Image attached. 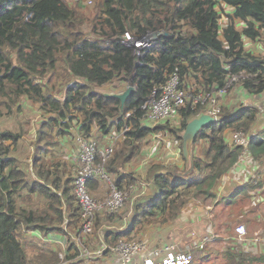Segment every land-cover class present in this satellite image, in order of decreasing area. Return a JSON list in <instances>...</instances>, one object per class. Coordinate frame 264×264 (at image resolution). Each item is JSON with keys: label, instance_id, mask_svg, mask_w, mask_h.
<instances>
[{"label": "trees", "instance_id": "trees-1", "mask_svg": "<svg viewBox=\"0 0 264 264\" xmlns=\"http://www.w3.org/2000/svg\"><path fill=\"white\" fill-rule=\"evenodd\" d=\"M80 1L0 0V117L17 119L26 101L37 104L42 113L33 137L26 129L28 122L18 121L15 130L0 128V264H47L48 259L61 264L77 256L72 237L69 248L74 253L60 263L56 254L48 257L35 252L29 256L23 242L27 230L43 235L63 233L66 208L72 220L79 217L73 177L62 181V161L49 156L63 137L73 136V129L74 138L93 137L94 128L103 137L112 130L122 131L104 166L113 184L122 188L134 182L126 164L140 153L146 137L167 130L182 149L186 124L203 112L202 106L193 109L188 102L180 109L178 127L166 124L151 129L142 124L141 104L173 72L186 89L199 84L196 92L223 87L238 76V87L249 96L264 92V54H255L244 44V39H261L264 0H89L84 6ZM222 5L230 9L223 14V25ZM155 31L164 33L151 40L140 58L132 46L122 42L126 32L139 38ZM117 80L135 85L123 108L117 98L106 97L98 89ZM242 106L237 112L223 109L217 122L198 132L188 167L185 163L182 169L161 167L163 172L152 178V195L133 203L130 227L104 230L107 245H114L120 237L129 239L145 222L169 221L187 202L199 200L219 210L212 216V230L205 232L202 253L189 264L216 258L208 249L212 242L223 244L222 264H264L263 253L254 252L247 242L239 246L231 239L241 224L245 237L260 225L254 221L255 212L243 208L250 202L256 204L248 193L260 188L261 176L218 201L214 193L241 152V146L226 140V131L250 134L253 157H264V130L252 133L260 109ZM201 141L207 145L196 153ZM30 164L37 179L30 178ZM99 182L98 177L89 180L92 194ZM37 192L45 199L43 208L31 207ZM169 208L167 216L158 218ZM223 209L246 213V219L239 216L231 227L233 220L222 214ZM102 219L97 216L93 231Z\"/></svg>", "mask_w": 264, "mask_h": 264}, {"label": "built area", "instance_id": "built-area-1", "mask_svg": "<svg viewBox=\"0 0 264 264\" xmlns=\"http://www.w3.org/2000/svg\"><path fill=\"white\" fill-rule=\"evenodd\" d=\"M259 40L264 41V29H261V39ZM122 42L127 46H132L134 54L137 58H140L144 51L149 48L151 39L149 34L134 38L126 32ZM238 77H232L229 81L238 79ZM228 83L220 88L213 87L208 92L202 90L196 92L197 89L184 88L180 83L178 73L173 72L166 79V82L154 88L141 104L142 116L140 120L146 127H156L163 122H169L179 117L180 109L190 102V106L193 109L197 108V106H202V114L212 116L217 122L222 117L220 100L237 85L230 84L229 86ZM259 109L262 111L263 107ZM126 115L128 116L129 114L127 113ZM120 135H122V131L119 133L110 132L106 135L108 142L104 145H99L95 137L76 135L74 138L78 149V158L73 172V188L79 208L78 219L80 222L78 233L71 236L74 242L80 243L83 236H90L95 232L93 231L94 225L99 214L107 218L116 217L117 211L122 207L125 200L129 199L130 204L133 205L135 200L144 196L149 190L150 182L142 177L134 178L133 183L128 186L124 185L122 188L110 183V193L108 191L109 195L103 200H99V197H95L90 192L88 187L89 180L98 177L110 182L104 166L112 156L116 141ZM249 135L243 132L230 133V143L241 146L239 157L249 151ZM127 189L130 196L125 191ZM103 227L96 231L101 238L104 237ZM115 228L117 229V227ZM119 230H121V227ZM235 232V238L239 244L248 241L247 237H245L246 229L244 225L237 226ZM249 240L255 244L261 243L264 245V235L259 233H255L254 237ZM202 248V241L189 243L183 247L179 246L178 243L151 246L143 240L120 237L111 247L104 246L102 251L90 252L85 248L82 249L83 252L80 254V258L84 261L98 258L103 255L106 249H109L115 255V262L118 264H189L202 251Z\"/></svg>", "mask_w": 264, "mask_h": 264}, {"label": "crops", "instance_id": "crops-1", "mask_svg": "<svg viewBox=\"0 0 264 264\" xmlns=\"http://www.w3.org/2000/svg\"><path fill=\"white\" fill-rule=\"evenodd\" d=\"M245 46L254 52L255 54H264V42L261 40L257 41H250L248 39H244ZM239 85H235L232 90L227 95L223 96V99L220 100L221 103V109H228L233 112H237V110L240 108V106H252L254 108H260L264 107V92L261 96H249L247 93H245L242 88L238 87ZM200 88L199 84H190L189 89H196ZM125 90L122 89V91ZM121 91V92H122ZM261 101V102H260ZM39 111V109H38ZM40 112V111H39ZM261 114L258 115V121L257 124L253 127L252 133L260 132L261 130H264V108L260 109ZM42 114V113H41ZM180 116L177 117V122L179 123ZM178 127V126H177ZM114 131V130H112ZM111 131V132H112ZM76 129H73V136H67L63 137L59 144L52 149L50 153V157L54 158L55 160L60 159L62 161L61 163V172H62V181L66 180L69 177H73L74 168L76 167V161L78 158V149L74 140ZM230 133L231 131L225 132L226 140L230 142ZM97 138L99 141V144L104 145L108 142V137L106 135L103 137L101 133L99 134L95 128L93 129L92 136ZM152 137H155L151 133ZM121 136L116 141V144L121 140ZM100 137V139H98ZM115 144V146H116ZM201 145V146H200ZM207 143L205 141H201L198 146V151H200L201 148L205 147ZM178 146V139L175 138V152H173L172 149V142H168L165 149V155L162 158L163 163L165 166H174L175 168L182 169L184 166V159L180 154V147L179 151L177 149ZM163 146L160 147L158 142L152 141L151 145L146 144V141L144 142V146L141 148L140 153L128 164H126V169L128 172L133 174V178H142V177H154L155 174H160L161 172L155 171L154 167L150 168L149 161L151 159L160 158V153ZM196 151V150H195ZM186 165V163H185ZM30 172L33 171V168L31 164L29 165ZM261 176L262 178V185L259 189H252L248 194L250 195V199H254L256 201V204L252 206L251 202L248 204L246 208H243L246 210L247 208H250L251 211L255 212L256 217L254 218L255 222H258L260 225H256L255 229H253L252 234L247 237V243L249 247L256 253H262L264 245L263 244H255L249 239L253 238L255 235L254 231H257L259 228V232H262V235H264V157H260L258 159H255L250 152L248 151L247 154L241 155L236 163L233 165V167L227 172L218 182L217 186L214 189V193L217 194V201L221 197L229 196L237 191L240 187H247L248 183L252 181L251 179H256L258 176ZM37 179V177L34 175V173H30V178ZM149 190L145 193L144 196H147L151 191L154 192L153 189V182L152 179L149 180ZM103 182H99V187L93 192L94 195L97 197H100L101 192L100 188L102 187ZM105 185V184H104ZM249 186V185H248ZM107 187V186H106ZM34 200L31 204V207L33 208H43V203H45V199L43 195L40 193H35ZM244 194L239 193L238 197L243 198ZM143 197V196H142ZM141 198V197H139ZM259 202V203H258ZM258 203V204H257ZM263 205L262 207L260 205ZM132 205V204H130ZM133 207H128L126 215L123 217L121 215H117L116 217L107 218L103 216L101 225L97 228L96 231L100 230L101 227H103V230H109V227H113V229L119 230L120 227H124L127 229L130 227L132 223V217H133ZM216 210H219V207H215ZM243 210V211H244ZM227 211L226 209L222 210V213ZM249 211V210H248ZM246 212V211H245ZM64 223H63V229L64 232L56 231L48 233L47 235H43L38 230H27L23 233V242L25 243L26 250L28 251V255L32 256L35 252H41L48 257H51L52 255H55L61 260L66 256L69 257L74 253L73 249L69 248V238L72 235H75L78 233V229L80 227V222L78 223V218L75 220H72L70 218V213L68 212L67 208L64 211ZM246 215L242 214V212H239L237 216L244 217ZM98 216H102L99 214ZM246 218V216H245ZM245 224V223H244ZM78 225V226H77ZM173 226L175 227V222L173 223ZM77 227V228H76ZM76 228V229H75ZM124 229V230H125ZM207 229L212 230L211 220H207V224L205 225V231ZM122 230V229H121ZM94 232V234L90 236H83L80 243L74 242L76 244V251L77 256L74 259H71L70 261H64L61 264H115L113 255L111 254L112 251L109 249H106L103 252V255L98 258L94 259H86L84 261L80 258V254L83 252L82 249H87L90 252H95L97 250H103L104 246L111 247L112 245H107L105 242V238H101L97 232ZM257 232V233H259ZM207 234V233H206ZM235 233L231 236V239L238 243V241L235 238ZM178 241V240H174ZM204 243L207 241V239L203 238L201 240H198V242L193 241L191 243ZM175 244V243H174ZM161 245V244H160ZM239 245V243H238ZM240 246V245H239ZM242 246V245H241ZM110 251V252H109ZM47 264H54L51 263V259H48ZM37 264V263H32Z\"/></svg>", "mask_w": 264, "mask_h": 264}, {"label": "rangeland", "instance_id": "rangeland-1", "mask_svg": "<svg viewBox=\"0 0 264 264\" xmlns=\"http://www.w3.org/2000/svg\"><path fill=\"white\" fill-rule=\"evenodd\" d=\"M67 1H71V0H67ZM80 2H81L82 6L88 5L91 3L89 0H87V1L81 0ZM219 11L222 14V18L220 19V22L223 25L224 24V15L223 14L225 12L230 11V9L228 7L222 5L221 7H219ZM237 26L240 27L239 24ZM119 81L117 80L116 82H113L112 84H107V85L100 87L98 89L105 94L120 93L122 91V89L125 88L126 84L124 82H119ZM237 81H239V79L229 81L228 84H229V86H230V84H237ZM126 86L128 87V86H132V85H126ZM41 118H42V115H41V112L38 111V105L31 103L29 101H26V106L24 108V111L22 113H20V115L17 119H15V116L0 117V128L2 130H5V129H11V130L14 129L15 130V129H18L19 122L22 124L25 122H28L26 129L29 133V136L33 137V136H35V129H34L36 127L35 123L36 122L38 123ZM166 124H168L171 127H177L180 125V119H179V123L177 122V118H176L172 121L163 122L159 125H166ZM159 125H157V126H159ZM153 128H151V129H153ZM152 134L155 135V137H152L151 134L148 137H146L143 140L142 147L144 146L145 141H146V144H148V145H151L152 141H154V142H158L160 147L163 146L161 152L160 151L158 152V153H160V158L151 159V161H149V165H150L149 169L154 167L155 171L157 170L158 172L162 173L163 169L161 167H169V166H165L164 164H162L163 163L162 158L165 155V149L164 148L166 147L168 142H172V149H173V152H175V136H173L172 133L168 132L167 130L153 131ZM96 141L99 144V141L97 139H96ZM28 144L29 143L27 140L26 145H28ZM180 145H181L180 141L178 140V146H177L178 151H179ZM181 152H182V149H180V154H181ZM198 152L199 151L196 148V153H198ZM108 177L110 179V182L104 178H100V180L103 182L102 183L103 185L100 188L101 195L98 198L99 200H103L110 193V191H109V190H111L110 183L113 185V178L111 176H108ZM143 178L147 179L148 181L152 179L151 176L143 177ZM108 191H109V193H108ZM125 191L130 196L129 190L127 189ZM106 193H108V194H106ZM149 194L152 195V191ZM260 206L262 207L263 205L261 204ZM128 207H132V205H130L129 199L124 201L122 207L117 211L116 214L121 215L123 217L124 215H126ZM170 211H171V209L169 208L165 212V214H163L162 216H160L158 218H164L165 216L168 215V213ZM215 211H217V210L213 204H209V203L206 204V203L199 201V200H191V201L187 202V204L178 211L176 216L169 218L168 219L169 221L161 222L160 219L156 220L157 219L156 218L151 222H145L143 225H141L143 227L141 229H139L137 232H133L129 239L143 240V241H146L151 246L160 245V244H164V243H175V244L178 243L179 246L183 247V246H186V244H189L193 241L198 242V240H201L206 235H208L204 232L205 231V225L207 224V220L212 219V216H213ZM224 213L225 214L222 213L224 216H227L231 220H233V222L230 226L234 227L236 225L235 220L239 219L237 216V213H234L233 211H231V212L225 211ZM245 219L246 218L244 216L243 220H245ZM174 222H175V227L173 226ZM108 229L111 230V229H113V227H109ZM121 229L124 230L125 228L122 227ZM253 229H255V228H253ZM126 239H128V238H126ZM174 240H178V241H174ZM208 249L211 252L213 251L214 254L217 255V257L213 258L210 261L204 262L203 264H222L223 263L222 252H225L223 244L212 242L209 244ZM111 254L113 255L114 263H115V255L113 253H111ZM115 264H118V263H115Z\"/></svg>", "mask_w": 264, "mask_h": 264}, {"label": "water", "instance_id": "water-1", "mask_svg": "<svg viewBox=\"0 0 264 264\" xmlns=\"http://www.w3.org/2000/svg\"><path fill=\"white\" fill-rule=\"evenodd\" d=\"M163 33H164L163 31L152 32L149 34V38L153 40L158 35L163 34ZM133 91H134V88L132 86H128L126 87L125 90H123L120 93H117V94H105L104 93V95L106 97L117 98L120 101L121 108H123L125 101L129 97L130 93ZM212 123H215V120L212 116L208 114H200L199 116L191 119L186 124L181 137H182V155H183V159L187 167L190 165L192 146H193L194 140L198 132Z\"/></svg>", "mask_w": 264, "mask_h": 264}, {"label": "clouds", "instance_id": "clouds-1", "mask_svg": "<svg viewBox=\"0 0 264 264\" xmlns=\"http://www.w3.org/2000/svg\"><path fill=\"white\" fill-rule=\"evenodd\" d=\"M263 42H264V41H263ZM126 85H131V84H130V83H128V84L126 83ZM126 85H125V89H126V87H127ZM132 86H133V88H135V85H132ZM90 192H91V191H90ZM91 193H92V192H91ZM92 195H93V194H92ZM95 197H97V196H95ZM135 201H136V200H135ZM132 207H133V205H132ZM71 240H72V238H71ZM73 242H74V241H73ZM201 253H202V251H201L200 253H198V254L195 256V258H197V256H199ZM262 253L264 254V249H263V252H262ZM195 258H194V259H195Z\"/></svg>", "mask_w": 264, "mask_h": 264}]
</instances>
